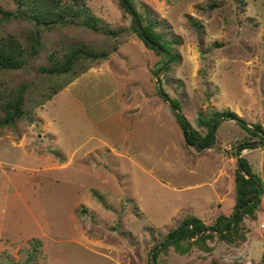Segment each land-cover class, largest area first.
<instances>
[{
  "label": "rangeland",
  "instance_id": "1",
  "mask_svg": "<svg viewBox=\"0 0 264 264\" xmlns=\"http://www.w3.org/2000/svg\"><path fill=\"white\" fill-rule=\"evenodd\" d=\"M132 2L139 12L146 3L162 33L181 37L173 44L178 61L159 77L191 126L203 113L230 109L264 128V0ZM87 5L101 28L125 30L112 37L81 24L48 29L18 11L16 0H0V35L14 34L26 48L39 39L38 53L3 75L10 86L29 84L25 106L34 120L0 128V264H151V249L184 218L210 225L234 211L239 144L263 186L256 216L244 218V240L215 237L210 252L170 246L157 262L264 264L263 139L224 117L208 147L188 145L157 91L153 70L165 58L131 29L118 0ZM74 45L107 56L81 60L66 86L39 104L52 81L39 67L50 51ZM33 239L41 246L27 260Z\"/></svg>",
  "mask_w": 264,
  "mask_h": 264
},
{
  "label": "trees",
  "instance_id": "2",
  "mask_svg": "<svg viewBox=\"0 0 264 264\" xmlns=\"http://www.w3.org/2000/svg\"><path fill=\"white\" fill-rule=\"evenodd\" d=\"M118 2L132 16L131 29L149 49H152L156 54L165 58L162 65L153 70V73L156 74L164 64H168L164 72L168 71L169 64L177 62L179 59V53L173 49V44L181 43V37L176 35L167 36L161 30L157 29L158 20L147 12L146 3H141L142 10L139 12L132 0H118ZM123 2H126L132 8V12L129 11ZM214 6V4H207L206 8L211 9ZM16 9L25 13L36 26L46 27L48 29L57 25L81 24L94 31L103 30L105 33H108L107 35L112 37L118 36L125 30L124 28L117 30H105L101 28L99 18L91 12L90 7L87 5V0H16ZM132 14H135L137 17V23ZM187 17L195 29L202 26L196 18L190 15ZM142 34L148 41L143 38ZM38 48L39 39L37 36L29 39V48H26L22 40L14 34L6 33L0 35V128L7 126L16 127L17 120H24L28 123H32L34 120L33 110L25 106V93L29 88V84L21 83L17 86H10L3 78V75L7 71L23 68L25 66L26 55L37 54ZM106 56L105 52H97L87 48L85 45L66 46L61 50L50 51L47 55L48 63L40 66L39 69L41 73L45 74L52 81L47 83L46 89L40 91L41 97L38 103L43 104L53 93H56L66 86L68 83L66 77L69 75L73 76L77 73V66H79L81 60L94 61L99 58L104 59ZM163 92L166 94L164 90ZM170 101L177 110H173V112L182 129L185 142L196 149L208 147L209 142L214 140L211 131L213 115L234 117L237 124L248 134L259 137L261 140L264 139V128L261 124L254 123L246 125L230 109L215 111L214 113H203L197 117L198 128L193 127L178 113L181 108L179 101L175 98H170ZM220 123V118L214 120V132ZM187 126L190 127L189 130ZM238 147L240 148L239 157L236 159L237 168L234 176V212L229 215L221 214L217 216L210 225L205 224L202 219L196 216L184 218L179 225L169 231L151 249V251L153 250L155 264H159L157 262L159 253L170 246L179 254L188 253L193 247L210 252L213 250V247L208 244V240H213L215 237L227 243H236L239 240H244L245 234L242 225L244 218L246 216L251 218L256 216V212L261 203L260 195L263 193V186L261 177L253 171L249 161L240 155V151L246 147L243 144H239ZM179 230L180 232L175 238L169 240L160 249H155L169 238L175 236ZM40 246L41 242L39 240H32L31 249L33 253L28 256L27 260H32L34 253L38 251Z\"/></svg>",
  "mask_w": 264,
  "mask_h": 264
},
{
  "label": "water",
  "instance_id": "3",
  "mask_svg": "<svg viewBox=\"0 0 264 264\" xmlns=\"http://www.w3.org/2000/svg\"><path fill=\"white\" fill-rule=\"evenodd\" d=\"M123 1V0H122ZM124 3V5L129 9V11H131L132 12V8L126 3V2H123ZM133 15V17L135 18V22L137 23V17L135 16V14H132ZM142 36H143V38L144 39H146L147 41H148V39L142 34ZM151 45H153V46H155L154 44H152V43H150ZM165 67V65L163 66V68ZM163 68H161L156 74H155V78H156V83H157V88H158V91H159V94L169 103V105H170V107L173 109V110H175V111H177L176 110V108H175V106H173L172 105V103H171V101H170V98L168 97V95L167 94H165L164 92H163V90H162V86H161V81H160V79H159V73H160V71L163 69ZM179 114H180V116H182L183 118H184V120L187 122V120H186V118L184 117V115H182L180 112H178ZM216 118H224V117H219L218 115H214L213 116V120H212V122H211V131H212V136H213V133H214V120L216 119ZM228 119H230V120H235V118L234 117H228ZM187 129L189 130L190 129V127L189 126H187ZM262 143H264V139H263V141H262ZM253 146H256V142H254V143H251ZM235 156H236V158H238L239 157V148L235 151ZM235 210V209H234ZM234 212V211H233ZM234 220H235V218H234ZM181 230V229H180ZM180 230L176 233V235L175 236H173V237H171V238H169L168 240H166L163 244H161V245H159L158 247H156L155 249H158V248H161V247H163L169 240H172L173 238H175L178 234H179V232H180ZM198 237V236H197ZM150 263L151 264H155V258H154V256H153V250L150 252Z\"/></svg>",
  "mask_w": 264,
  "mask_h": 264
},
{
  "label": "crops",
  "instance_id": "4",
  "mask_svg": "<svg viewBox=\"0 0 264 264\" xmlns=\"http://www.w3.org/2000/svg\"><path fill=\"white\" fill-rule=\"evenodd\" d=\"M209 244V243H208ZM174 249V248H173Z\"/></svg>",
  "mask_w": 264,
  "mask_h": 264
}]
</instances>
